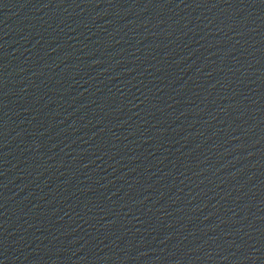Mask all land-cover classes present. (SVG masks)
Masks as SVG:
<instances>
[{"label":"water","instance_id":"95a60500","mask_svg":"<svg viewBox=\"0 0 264 264\" xmlns=\"http://www.w3.org/2000/svg\"><path fill=\"white\" fill-rule=\"evenodd\" d=\"M180 0H0V55Z\"/></svg>","mask_w":264,"mask_h":264}]
</instances>
